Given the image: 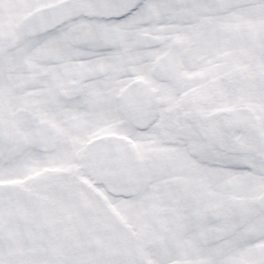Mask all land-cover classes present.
I'll use <instances>...</instances> for the list:
<instances>
[{
    "label": "snow or ice",
    "instance_id": "6c2138e0",
    "mask_svg": "<svg viewBox=\"0 0 264 264\" xmlns=\"http://www.w3.org/2000/svg\"><path fill=\"white\" fill-rule=\"evenodd\" d=\"M0 264H264V0H0Z\"/></svg>",
    "mask_w": 264,
    "mask_h": 264
}]
</instances>
